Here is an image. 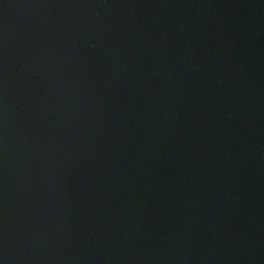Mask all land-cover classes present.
<instances>
[{"label":"water","instance_id":"1","mask_svg":"<svg viewBox=\"0 0 264 264\" xmlns=\"http://www.w3.org/2000/svg\"><path fill=\"white\" fill-rule=\"evenodd\" d=\"M0 264H264V0H0Z\"/></svg>","mask_w":264,"mask_h":264}]
</instances>
